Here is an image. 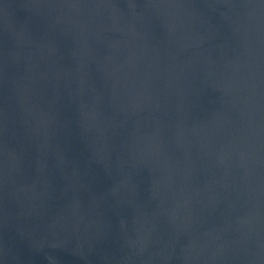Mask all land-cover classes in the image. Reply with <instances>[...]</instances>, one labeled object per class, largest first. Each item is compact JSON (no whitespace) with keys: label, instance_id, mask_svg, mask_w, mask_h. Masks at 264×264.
<instances>
[{"label":"water","instance_id":"water-1","mask_svg":"<svg viewBox=\"0 0 264 264\" xmlns=\"http://www.w3.org/2000/svg\"><path fill=\"white\" fill-rule=\"evenodd\" d=\"M0 264H264V0H0Z\"/></svg>","mask_w":264,"mask_h":264}]
</instances>
